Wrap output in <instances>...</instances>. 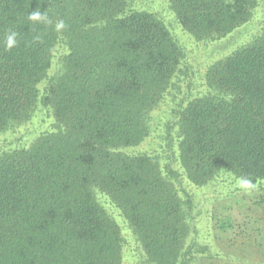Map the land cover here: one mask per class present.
<instances>
[{
  "label": "trees",
  "instance_id": "obj_1",
  "mask_svg": "<svg viewBox=\"0 0 264 264\" xmlns=\"http://www.w3.org/2000/svg\"><path fill=\"white\" fill-rule=\"evenodd\" d=\"M168 1L199 41L226 36L258 6ZM36 10L52 23L30 21ZM10 29L18 44L6 50ZM182 58L162 20L127 0H0V136L37 109L55 117L29 146L0 152V264H121V230L101 197L151 264H190L180 174L127 152L149 137ZM205 81L203 95L177 106L171 158L195 185L220 174L264 182V29Z\"/></svg>",
  "mask_w": 264,
  "mask_h": 264
},
{
  "label": "rangeland",
  "instance_id": "obj_2",
  "mask_svg": "<svg viewBox=\"0 0 264 264\" xmlns=\"http://www.w3.org/2000/svg\"><path fill=\"white\" fill-rule=\"evenodd\" d=\"M127 3L131 10L150 13L162 20L183 50L172 85L151 113L149 137L127 152L158 156L162 164L171 163L169 166L180 174V186L192 201L190 230L183 245L192 252L190 264H264V182H255L253 189L245 191L239 186L240 179L220 174L203 185H195L171 158L169 142V137L175 140L173 123L177 106L203 95L209 69L262 33L264 0H258L257 8L245 24L209 41L196 40L184 30L168 0H127ZM54 120L50 108L37 109L26 124L0 136V152L29 146L50 129ZM100 201L120 227L121 264H151L126 221L105 197Z\"/></svg>",
  "mask_w": 264,
  "mask_h": 264
},
{
  "label": "clouds",
  "instance_id": "obj_3",
  "mask_svg": "<svg viewBox=\"0 0 264 264\" xmlns=\"http://www.w3.org/2000/svg\"><path fill=\"white\" fill-rule=\"evenodd\" d=\"M28 19L30 21H33V22H39V23H45V24H50L52 23V21L49 19V17L39 11V10H36V11H33L31 13H29V16H28ZM66 27L65 25V22L64 20H58L56 23H55V28L57 30H62ZM18 33L14 30H8L6 36H5V39H4V46L6 48V50H11L12 48L16 47L17 44H18ZM239 186L244 189L245 191H248V190H251L255 187V185L245 179V178H241L239 181Z\"/></svg>",
  "mask_w": 264,
  "mask_h": 264
}]
</instances>
